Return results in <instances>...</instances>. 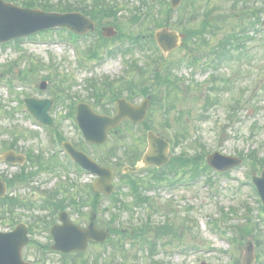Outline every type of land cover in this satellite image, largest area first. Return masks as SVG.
Listing matches in <instances>:
<instances>
[{
    "label": "rangeland",
    "instance_id": "rangeland-1",
    "mask_svg": "<svg viewBox=\"0 0 264 264\" xmlns=\"http://www.w3.org/2000/svg\"><path fill=\"white\" fill-rule=\"evenodd\" d=\"M43 1L53 6L61 4L70 8H73L72 5L84 4V0H29L38 5ZM167 2L168 0H106L108 5H116L120 10L116 22L121 32L126 34L131 32L132 35L139 33L151 35L159 29L160 24L182 31L187 27L183 22H186L190 14L197 16L200 22L202 16L208 13L218 17L220 21L215 26L217 33L201 34L203 43L202 46L199 44L196 52L201 59L197 60L196 66L191 69L179 63L181 59L188 60L183 49L174 51L166 58L158 51L149 50L148 55L146 51L140 52L139 49L130 54L121 51L114 57L104 58L107 50L102 49L99 56L103 60L96 61V65H92L93 62H86L82 55L85 48L96 42L97 38L90 37L79 43H71L66 37L67 34L60 30L42 36L37 35L33 40H20L17 44L18 48L14 47L15 44L5 48L0 47V153L5 152L9 147L2 145L6 142L16 145L15 152L20 150V153L24 154L23 151L32 150L41 154L37 158L34 157L39 166L35 169L37 175L35 172L33 174L34 180L28 185H17L14 188L16 195L28 199L30 195L28 191L30 193L36 191L39 198L43 199L49 190L67 185L66 194L76 198L80 193L77 188H72L70 185L83 188L92 180L91 177L79 178L71 171L64 173L59 168L55 170L52 160L48 158L52 154L47 144L48 134L38 127L34 128V122L23 114L18 99L25 97L55 99L57 95L55 109L52 110L51 115L55 116L59 126L76 140L74 127L63 117L66 112L63 99L67 96L64 93L57 94L54 81L60 88L63 85L68 86L71 102L76 100L74 96L77 95L79 99L92 105L95 101L92 98L95 90L88 82L94 80L99 87L104 78L114 81L120 79V82L112 85V89L120 91L122 88L120 92L125 93L123 95H130V89H134L135 83L141 81V74L135 72L136 68L132 67V63L135 62L138 68H143L146 66L148 56L149 63L152 62L151 59L156 60V63H152L153 65L149 67V78L153 76V70L167 63L169 74L178 81L175 96L173 95L174 108L165 116L170 129H166V132L162 129L164 117L158 112L157 104L154 105V111L149 119V125L159 135L165 138L166 135L174 134L181 139L174 149L177 156L183 154L186 155V159L195 156L203 159L213 152L238 156L239 153H249L256 148V145L261 144L259 154L260 157H264V73L256 77L257 69L260 66L264 67V32L260 31V27L264 26V0H187L182 4V8L171 13L167 10ZM132 16L139 19L140 23L137 21L135 24H130L128 19ZM258 19L259 25L252 26ZM231 36H236L237 39L226 49L229 51L228 56L231 57L228 59L226 56L219 65L213 66L218 60L212 56V64L208 65V55L205 54L214 52L218 45L227 46L225 41ZM247 36L251 39L249 40ZM193 42L194 40H191L190 45ZM118 43L111 44V48L118 46ZM241 48H245V51L239 52ZM204 56L205 60H203ZM162 57L164 60L161 59ZM8 65L12 70L10 74H6ZM201 66L204 71L200 69ZM89 67L90 72L84 71ZM28 70L33 75H29ZM48 74L51 76L49 79H47ZM54 76L58 77L55 79ZM27 78L31 81L25 82L27 86L22 85V81H26ZM8 79L11 80L10 87L6 83ZM211 79L215 81L211 83ZM256 79L259 81H255ZM43 82L46 83V89L39 90V84ZM153 92H156V89ZM160 92L157 91V97L160 96ZM108 94L100 101V106L94 105L95 108L113 109V104L109 101L111 99L109 90ZM133 102L140 103L141 99L137 97ZM251 128H256L253 133ZM144 131V127L130 128L125 125L118 135L109 137L105 146L93 148L84 145V147L97 161L105 157L115 158L113 152L120 146L121 150L130 148L132 137L143 141ZM251 138L254 141L248 140ZM127 161L128 159L123 156L122 159L117 160L121 164ZM17 170L18 167H9L0 163V172L10 173ZM183 176L184 173L180 171L175 178L180 179ZM250 176L249 167L243 164L224 174H218L210 169L198 180L186 181V184L167 187L162 183L146 192V196L150 199H148L149 205L136 209L132 213V219L130 216L133 197L129 195L121 180L115 178L114 189L120 194L114 196L119 198L117 203L121 202L120 209L116 207L115 202L102 197L99 201L102 209L99 213L101 220L99 223L107 224L114 232L115 228L127 232L124 242L117 245L119 253L113 256L106 246H93L81 257L72 258L79 263L91 261V264L96 263L97 257V264H118L121 261L124 264H149L151 259L146 254L148 248L145 250L134 246L133 241L129 240L134 239L129 232L135 224H139L136 220L145 222L149 221L150 217L154 226L163 223L174 226L175 236L163 237L160 241L154 240L149 233L142 235L145 239L155 241L158 255L154 259L160 262L231 264L232 261L241 264L246 242L250 241L253 244L254 240L258 239L260 246L253 247V253L255 255L262 251L259 263L264 264V211L260 210L259 199L250 185ZM209 177L212 183H207ZM139 178H141L139 181L146 180L147 176L142 175ZM85 191L81 193L84 198ZM143 196L145 197V193ZM60 197L61 195L58 194L56 199ZM90 199L87 196L85 201L89 202ZM124 204L127 209L122 210ZM81 210L84 216L76 214L71 218L81 225H86L90 207H82ZM14 212L19 219L23 217L30 219V216L47 214L46 210L38 208L31 210L15 208ZM6 217V215L0 216V231L6 229L4 224L9 222ZM245 228H254L255 233L241 236L240 230ZM39 241L44 243L42 237ZM122 245L125 249L123 251L120 249ZM55 260L59 261L56 257Z\"/></svg>",
    "mask_w": 264,
    "mask_h": 264
},
{
    "label": "water",
    "instance_id": "water-1",
    "mask_svg": "<svg viewBox=\"0 0 264 264\" xmlns=\"http://www.w3.org/2000/svg\"><path fill=\"white\" fill-rule=\"evenodd\" d=\"M181 1L182 0H171L172 8H176ZM85 23L84 18L78 14L61 15L45 14L40 11H21L9 5H3L0 2V41H3V39L5 40L6 35L3 34L7 32H10V36L8 37L11 38L20 35L24 36L37 30L53 28L56 26L67 27L75 32L83 33V25ZM156 40L160 47L164 51H167L176 47L178 37L175 34L169 35L167 32H164L156 35ZM26 102L29 105V109L34 113L33 115L39 121L44 122L48 119L46 111L50 107L49 101L27 100ZM146 111V105L134 108L125 101H119L118 113L113 119L95 116L87 111L92 116L83 119V115L79 114L78 120L85 129L84 132L88 140L91 142L102 143L106 139V131L108 129L118 125L123 119H129L133 122L141 121L145 116ZM166 150L167 146L152 133H149V155L146 156L149 160V165L159 167L166 163ZM3 159L7 160V156L3 157ZM207 162L211 167L219 171H227L228 169L241 164V161L238 159L222 157L218 154L209 156ZM86 167L89 168L90 171L99 174L101 177L99 184H102L106 189V192L109 193V182L111 180L112 172L108 169L99 168L90 161L87 163ZM252 180L264 204V171L260 178H257L255 174H253ZM73 234L78 236L79 239L68 241V245L71 249L67 251H83L86 248L88 240L101 242L107 237V233L97 231L92 225L85 231H80L75 228ZM24 244L25 238L19 232L9 235H0V264H25L21 262L20 259V252ZM247 251L248 253L243 264H252L253 257L251 255V249L248 248Z\"/></svg>",
    "mask_w": 264,
    "mask_h": 264
},
{
    "label": "flooded vegetation",
    "instance_id": "flooded-vegetation-1",
    "mask_svg": "<svg viewBox=\"0 0 264 264\" xmlns=\"http://www.w3.org/2000/svg\"><path fill=\"white\" fill-rule=\"evenodd\" d=\"M16 174H11L9 175V178L13 179L15 182L16 179ZM7 183L9 186H11V181L7 179ZM16 183V182H15ZM15 185V184H14ZM29 197L33 200H36L39 198L38 194L36 191L29 192ZM17 195L14 193V191L10 192L8 199L11 200L12 197H16ZM54 222L50 223V226L52 227L53 225L57 224V220H53ZM50 227V228H51ZM32 232L34 234L38 233V230H35L34 228L32 229ZM43 239L46 242L45 244L40 245L39 247L37 246V249L35 247H26L24 251V256L27 260L35 263V264H70L68 256H64L61 254H56L50 252V246L52 243V237L49 233V230L47 234L43 235ZM49 249V250H48ZM55 257L59 260L56 262Z\"/></svg>",
    "mask_w": 264,
    "mask_h": 264
},
{
    "label": "trees",
    "instance_id": "trees-1",
    "mask_svg": "<svg viewBox=\"0 0 264 264\" xmlns=\"http://www.w3.org/2000/svg\"><path fill=\"white\" fill-rule=\"evenodd\" d=\"M43 9L45 10H55V11H67V8H65L63 5H58V6H48V5H44ZM260 164V162H259ZM255 168V166H253ZM157 180H161V177H157Z\"/></svg>",
    "mask_w": 264,
    "mask_h": 264
}]
</instances>
